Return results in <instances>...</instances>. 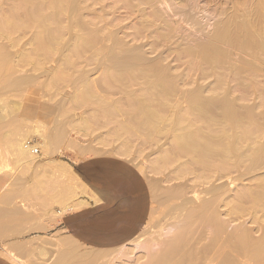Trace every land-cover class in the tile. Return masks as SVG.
Wrapping results in <instances>:
<instances>
[{"label": "bare ground", "instance_id": "6f19581e", "mask_svg": "<svg viewBox=\"0 0 264 264\" xmlns=\"http://www.w3.org/2000/svg\"><path fill=\"white\" fill-rule=\"evenodd\" d=\"M202 2L12 0L4 12L0 11V41L10 42L8 36L17 31H32L29 51L10 53L0 42V123L16 121L14 116L19 107L17 101H12L8 108L10 100L1 99L4 94L22 92L35 80L26 73L16 75L24 63L40 66L41 56L60 55L66 70L58 69V73L45 81V87L57 88L55 91L65 85L75 87L72 96L57 101L59 119L56 118L51 129L33 131L12 123L0 131V143L6 144L20 164L36 166L41 159L60 154L64 149H75L80 156L101 154L123 158L145 178L146 168L134 158L128 138L141 134L143 142H148L166 126L165 132L172 138L171 156L165 152L159 159L166 165L182 160L175 175L181 179L193 178L192 186L186 190L181 187L161 192L153 180L149 182L150 217L129 243L115 249L94 250L61 235L51 239L54 252L49 264H124L125 261L127 264L129 261L133 264H264V234L254 236L241 224L228 230L231 222L247 213L260 211L264 216V86L257 81L258 77H264V0ZM176 17L180 22L174 20ZM205 17L206 27L199 21ZM127 21L132 24L124 26ZM188 21L195 33L185 38L181 24L187 25ZM179 40L185 44L173 45ZM171 45L172 49L164 52ZM82 58L89 61L90 70L78 67ZM169 61L183 69L173 70ZM98 70H102L99 77L88 78ZM207 77H213L215 83L210 87L198 84V80ZM229 82L241 86L232 88ZM254 82L262 98L259 107L247 101L250 94L258 91L251 86ZM82 109L85 112L79 122L73 121L74 112ZM108 125H112L113 138L122 140L119 147L108 145L104 139L98 145L81 146L69 137V132L88 134L93 127ZM240 169L250 180L234 195H223L213 185L206 194L198 192V186L204 182H214L232 171L239 173ZM61 170L65 175L67 171L63 167ZM63 178L59 191L62 200L76 194L70 192L79 186L74 177ZM48 179L44 184L48 185ZM40 186L39 190L45 188ZM187 195H192L194 200H188ZM177 199L180 203L176 205ZM48 200L54 203L55 199ZM78 201L81 203L77 200L71 207H80ZM60 202L58 199L57 203ZM63 206L60 216L68 209L67 205V208ZM221 206L227 208L229 221L221 219ZM158 207L162 211L159 213L170 215L172 222L164 225L168 216L163 224L159 219L156 221ZM8 212L7 215L12 214ZM258 221L261 220L253 218L252 223ZM154 225L158 230L152 228ZM19 243L15 241L12 247L3 243L6 248L0 250V255L12 264H27L20 256L25 247ZM133 252L138 258H131Z\"/></svg>", "mask_w": 264, "mask_h": 264}, {"label": "crops", "instance_id": "0c3cea01", "mask_svg": "<svg viewBox=\"0 0 264 264\" xmlns=\"http://www.w3.org/2000/svg\"><path fill=\"white\" fill-rule=\"evenodd\" d=\"M47 161L49 164L45 163ZM55 161L59 162L58 166ZM63 164L70 168L68 169L69 172ZM36 166L26 167L24 164L19 166L11 160L9 166L11 170L0 172V195H2L0 196V212H5V214L0 213L1 220L3 219L0 222L2 225L0 227L3 229L0 234L4 232L2 236L6 237L0 235L1 251L6 248L3 243L12 247L14 241H18L20 238L48 239L51 235L55 236L56 232H58L56 236L60 237L63 233V236H70L86 248L94 250L117 248L133 240L149 220L152 200L147 181L132 163L123 158L100 155L87 157L69 164L53 156L37 161ZM62 167L67 171L65 175L62 170L59 171ZM45 176L52 179H48V185L53 183L52 187H46L48 186L47 183L45 186L44 180H47L44 178ZM18 177H21L20 180H17ZM59 177L61 179L74 177L73 179L79 186L76 191L70 193H76L77 197L76 194L70 195L71 198L67 202L64 200L70 196L61 199L59 191L63 180ZM37 181L38 183H36ZM39 181L42 182L41 186L38 185ZM20 184L21 186H18ZM39 186L45 188L39 190ZM31 187L36 189L34 190L36 193H33ZM52 189L55 190V193ZM82 191L85 192V195L81 193ZM4 192H8L10 195ZM9 196H11V203H9ZM48 198L55 199V204L51 203L52 200L49 201ZM58 199L66 204L57 203ZM4 200L10 206L6 205ZM47 200L50 203H47ZM77 200H80L81 203L79 201L78 203L81 208L77 207L79 205L76 203L77 208H72L70 204L73 203L72 206H74V202ZM48 204L52 205H49V208H44ZM63 205L65 208L68 206V209L60 216L59 213L64 207ZM2 208L7 209L4 211ZM9 208L14 209V211L8 212ZM6 212L12 214H8V216ZM1 215L6 216V218ZM14 231L20 235H14ZM0 264L12 263L0 255Z\"/></svg>", "mask_w": 264, "mask_h": 264}, {"label": "rangeland", "instance_id": "374dc122", "mask_svg": "<svg viewBox=\"0 0 264 264\" xmlns=\"http://www.w3.org/2000/svg\"><path fill=\"white\" fill-rule=\"evenodd\" d=\"M9 1L10 0H7V1L6 0H0V11L4 12L6 10V8H8L7 5H9V3L12 0L10 2ZM201 1H203L202 3H204V2H209L210 0H201ZM96 9H98V7H96ZM0 13H2V12H0ZM196 16L199 17L201 15H196ZM174 20L177 22H180L178 17H176ZM199 21L201 22V25L206 27L205 26L206 17L204 20H199ZM130 24H132V23H129L128 21L123 23L124 26H130ZM191 26H192V24L190 21H188L187 25L181 24V29L184 31V37L185 38L188 35H193L195 33V29L192 28ZM207 29H208V27H207ZM8 37H10V42H8L7 40H2L0 42L4 43L8 47V50L10 51V53H18L19 54V53H23L25 51H29V49L32 48V46H31L32 45V31H30V30H23L21 32L17 31L15 33L10 34ZM10 44H13V47ZM142 44H145V41H143ZM175 44L184 45L185 42L184 41L182 42L179 40V42L175 41L173 43V45H175ZM173 45L169 46V48L164 50V52H168L170 49H172ZM146 48H147V46L144 49L146 50ZM56 56H58V57H56ZM58 58L61 60V62ZM85 58L78 60L77 65H78V67H82L83 69L90 70L92 66H90L89 61ZM39 62L41 64L40 66H34V62H28V63H24L18 67L16 75L19 76L22 73H26L27 75L32 76V78H34L35 80H33L31 82V84L28 85V87L23 89L24 91L22 90V92L21 91L15 92V95L13 92L14 96L12 95V92H10V94L13 97L9 94V92H6L8 94H6V96L4 94V96H3L4 98H1L3 100H5V98L10 100L8 108L11 107L12 101H14V102L17 101V103H19V107H18L17 113L14 116L16 121H10V119H9V120H6L4 122H1L0 123V131H2V129L4 127H6L12 123H17V124L21 125L22 128L27 129V130H33V131L34 130L51 129L50 127H52L53 124L56 122V118H57V120L59 119L58 114H56L57 113L56 112L57 111V109H56L57 101H59V99H61V98H64V97L69 98L70 96L73 95L75 87L73 88L72 86L65 85L61 89L56 90L57 92L55 91V89H57V88L45 87V84H46L45 81H49L52 75L58 73L59 72L58 69L61 68V70L62 69L66 70V67H64V64H62L63 62H62L60 55H54V57H51V58H43V56H41L39 59ZM169 62H170L171 67H173V70L181 71L183 69V66L177 68L176 67L177 63L172 62V61H169ZM235 62L242 64L239 61H235ZM57 70H58V72H57ZM67 70L71 73V70H69V69H67ZM69 72H67V73H69ZM101 72H102V70H98L94 75L89 74L88 78L89 79L97 78L100 76ZM226 79H228V78H226ZM242 79H245V78H242ZM257 79H258L257 80L258 83H260L261 86L262 85L264 86V77L263 78L258 77ZM34 81H36L35 84H34ZM214 83H215V79L213 77H207V78H202V79L198 80V84H201L202 86H205V87H210ZM235 83H238V82H235ZM229 84H230L229 86H231L233 84V82L232 83L229 82ZM235 85L233 84L232 88H238L239 86H241V83H240V85L238 84L239 86L237 85L238 87ZM251 86L255 87L256 91L258 89L260 90V88L257 89V85L255 82H254V84L251 83ZM263 86H262V88H263ZM259 90L256 93L250 94L248 96L247 101L249 102L250 105H254L255 107L260 106V104L262 102V98H261V94H260ZM49 91H52V92H49ZM16 94L17 95L20 94V95H18V97H17ZM67 96H69V97H67ZM84 112L85 111L83 109L82 110H76L74 112L76 115L75 116L76 119L73 121L76 122V120H78L77 122H79V120L83 116ZM162 128L163 129L161 130L160 135H158L155 139L150 140L148 142H143L142 138H144V136H142L141 134H136V135H133L131 138H128L130 147L132 149V154L134 155V158H137L136 161L138 163L141 162L140 164L145 166L146 171H147L145 174V179H146L148 185H149V182L153 180L154 182L153 181L152 182L155 183L156 187L158 186V188L161 190V192H163V190L165 191L166 189H173L174 190L175 188L177 189V188H181V187H182V189L186 190V189H188L189 186H192L191 181L193 180V178L191 176H186L185 178L183 177L181 179V177L175 175V173L177 172V170L180 168V166L183 163L182 160H176V161L172 162L171 164H167V165L164 164L163 162H161V160H160L165 152L171 156V151L169 149L170 148L169 143H171L172 138L167 136L168 134H166V132H165L166 126L165 127L162 126ZM110 129L112 130V133L110 132ZM69 133H70L69 134L70 139L72 141H74L75 143H77L76 145H81V146H83V145H85V146L98 145L97 143L103 139L108 143V145L113 146V147H117V145L119 147L122 143L121 139H116L115 137L113 138L112 125H108L107 128L106 127H93L92 131L89 132L88 134H83V133H78V132H69ZM6 148H7V146L5 143H0V172H5L6 170H11V168L9 167L11 160H13L19 166H21V164L18 162V160L16 159L14 154L9 152V150H7ZM134 152H135V154H134ZM100 155L101 154L90 155V156H80L75 149H73V150L72 149H70V150L64 149L61 151L60 154H57L54 156L60 160H63L65 162L71 164L72 162H76L78 160H81V159H84L87 157L100 156ZM138 155L140 156L139 158L136 157ZM159 156H161L160 159H159ZM158 160H160V161H158ZM156 162L158 164L160 162L161 164L156 165ZM3 165H5V167H3ZM149 166H153L154 168L150 169ZM249 180H250V176L249 175L247 176L245 174V172L243 171V169H240L239 173L232 171L231 174H225V175L222 174L221 178L217 179L214 182H210V181L204 182L203 185L198 186L197 189H198V192H203V194L204 193L206 194V191H208L213 185V186L218 187L220 193H222L223 195H228V194L234 195V193L239 191L243 186H247L249 183ZM189 197H191V198H189ZM187 198H188V200L192 199L191 201L194 200L192 195H187ZM175 201H176V203H175L176 205L180 203V200H178V199ZM158 209H159V207H158ZM160 211H161V209H159L155 213V216H156L155 219H156V221H158L157 219H159L161 221L159 223L163 224V221L165 219H167V216L169 218L170 215L165 216L163 214H160L159 213ZM177 211L175 213H177ZM180 211H178V212H180ZM219 214H220V217L222 220L229 221V218L226 216L227 215V208L226 207L221 206V208L219 209ZM171 216H173V214ZM253 218H259L261 221H258L256 224H253L252 223ZM165 222L166 223L164 225H166L167 223L172 222V221L169 218V219H167V221L165 220ZM237 224H241L243 229L251 230L252 233L254 234V236L264 234V216L261 214L260 211H256L254 213H247V214L243 215V217L240 218V220H237L236 222L235 221L231 222L230 226L228 227V230H230L233 225H237ZM155 225L152 228L158 230L159 224L157 223L158 228L155 227ZM56 235L55 236L51 235V236H49L48 239H46V238L45 239L20 238V240H18V241L15 240L18 243L21 242L19 244L22 245V247H25V250L22 251V253H21L22 260L27 262V264H49L51 262L50 258L52 260V258H53L52 255L54 252V247H53V243H52L51 239L57 238L58 236H56ZM63 235L64 234L62 233V236ZM88 249H92V248H88ZM110 249H115V248H109V249L107 248V250H110ZM129 250H130V248H129ZM40 251H43V252L41 253ZM130 252H132V251H130ZM129 254H127V255H129ZM132 254H133V257H132ZM134 254H135V252L131 253V255H130L131 258H135V257L138 258V255L137 254L134 255ZM126 262L127 261H125L124 264H127ZM128 264H133V262L130 263V261H129Z\"/></svg>", "mask_w": 264, "mask_h": 264}]
</instances>
